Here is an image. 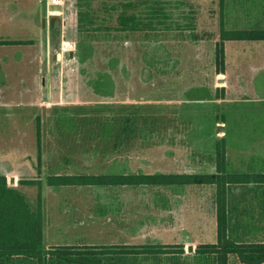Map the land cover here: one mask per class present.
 <instances>
[{
  "label": "rangeland",
  "instance_id": "rangeland-1",
  "mask_svg": "<svg viewBox=\"0 0 264 264\" xmlns=\"http://www.w3.org/2000/svg\"><path fill=\"white\" fill-rule=\"evenodd\" d=\"M103 1L62 0L58 12L50 0H0V39L27 42L0 43V174L33 204L38 187L19 179H43L50 264H66L54 246L161 245L184 239L179 224L196 234V220L216 240V191L50 186L48 175L213 173L222 138L229 171L264 172V40L226 41V73L216 70L222 15L227 30L264 28V0H146L137 10L158 13L136 32L68 23L86 3L104 15ZM229 216L233 240H264V191L235 186ZM181 244L141 263L193 264L195 243Z\"/></svg>",
  "mask_w": 264,
  "mask_h": 264
},
{
  "label": "trees",
  "instance_id": "trees-1",
  "mask_svg": "<svg viewBox=\"0 0 264 264\" xmlns=\"http://www.w3.org/2000/svg\"><path fill=\"white\" fill-rule=\"evenodd\" d=\"M103 1L104 15L92 9L90 3L67 14L68 23L91 36L99 31L136 32L152 23L158 10L151 15L140 13L146 0ZM223 6L224 0H221ZM112 11L117 14L113 19ZM111 20V23H106ZM114 21V24H112ZM264 40V28L227 30L222 15L216 43V70L226 73V41ZM26 40H1L0 43H27ZM223 88V87H222ZM40 142V126L38 127ZM40 161L42 153L40 148ZM216 172L180 173H65L47 176L50 186H172L205 185L216 187L217 241L201 243L195 250L193 264H264V240H233L230 236L229 201L237 185H250L264 191V172L229 171L226 138L217 141ZM43 179L21 178L20 185L38 187L35 204L19 187L10 185L8 176L0 174V264H50L44 246ZM181 248V249H176ZM180 250V251H178ZM53 257L66 264H142L141 261H160L163 254L185 253L182 244H112L60 245L51 250ZM130 261H126V259ZM125 260V261H124ZM191 264V263H188Z\"/></svg>",
  "mask_w": 264,
  "mask_h": 264
},
{
  "label": "crops",
  "instance_id": "crops-1",
  "mask_svg": "<svg viewBox=\"0 0 264 264\" xmlns=\"http://www.w3.org/2000/svg\"><path fill=\"white\" fill-rule=\"evenodd\" d=\"M54 6H53V10L55 11ZM8 174H10V173H8ZM183 186H187V188H192V189H197V188L198 189L199 188L200 189H206V187H207V188H211V190H214L213 192L216 191V187L214 185H211V184H205V185L190 184V185H183ZM212 198H213V195L211 196V199ZM192 207L193 206H189L187 208L184 207V210H181L182 212H184V214H182V215H188L189 216V214H190L189 210H192ZM214 209H215V214L213 216V223H212V232H211V234H213V238L216 239V240H211V241L204 240V239H206V236L208 234V231L206 230L207 221L204 222L205 223L204 224L205 227H202L201 226V221H197L196 219H195L196 220V223H199V225H200V228H199L200 230H197V233L196 234H194V229L193 230H191V229H184L182 227H179L180 224H179L178 227L176 226L177 227V230H175V234L178 231L179 232L180 231L185 232L186 233V236L184 237V239H182L184 241V243L185 242L188 243L189 241H192L193 243H195L196 247L199 244H201V243L216 242L217 241V210H216V202L214 204ZM193 210L194 211L192 213V216L195 217L194 214H197L198 212H201V213H203V215L206 218V212H205L206 209L204 210V207H199L198 209L196 207H194ZM229 214H230V201H229ZM229 220H230V216H229ZM44 236H45V232H44ZM182 240L181 241H178V240L177 241L166 240L162 244H181V243H183ZM238 241H240V240H238ZM190 246L193 247V245H190Z\"/></svg>",
  "mask_w": 264,
  "mask_h": 264
},
{
  "label": "built area",
  "instance_id": "built-area-1",
  "mask_svg": "<svg viewBox=\"0 0 264 264\" xmlns=\"http://www.w3.org/2000/svg\"><path fill=\"white\" fill-rule=\"evenodd\" d=\"M50 3H51L52 6H54V5H63L62 4V0H50ZM55 11L59 12V10H57V9H55Z\"/></svg>",
  "mask_w": 264,
  "mask_h": 264
},
{
  "label": "water",
  "instance_id": "water-1",
  "mask_svg": "<svg viewBox=\"0 0 264 264\" xmlns=\"http://www.w3.org/2000/svg\"><path fill=\"white\" fill-rule=\"evenodd\" d=\"M54 9H57V10H61L62 9V5H55L54 6ZM14 178V177H13ZM14 180V179H13ZM193 247L190 246V249H192Z\"/></svg>",
  "mask_w": 264,
  "mask_h": 264
}]
</instances>
